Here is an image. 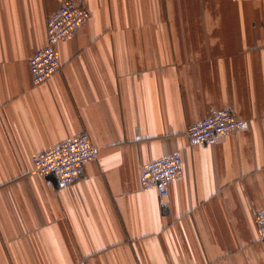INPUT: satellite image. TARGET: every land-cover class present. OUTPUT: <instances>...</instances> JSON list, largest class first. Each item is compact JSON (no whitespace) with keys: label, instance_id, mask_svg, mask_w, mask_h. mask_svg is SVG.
<instances>
[{"label":"crops","instance_id":"obj_1","mask_svg":"<svg viewBox=\"0 0 264 264\" xmlns=\"http://www.w3.org/2000/svg\"><path fill=\"white\" fill-rule=\"evenodd\" d=\"M65 0H0V264H264V0H79L87 25L40 84L29 58ZM232 109L239 131L190 145ZM82 131L97 147L58 186L33 156ZM179 150L169 194L143 165Z\"/></svg>","mask_w":264,"mask_h":264},{"label":"built area","instance_id":"obj_2","mask_svg":"<svg viewBox=\"0 0 264 264\" xmlns=\"http://www.w3.org/2000/svg\"><path fill=\"white\" fill-rule=\"evenodd\" d=\"M91 16L90 9L79 0H65L47 19V39L41 48L29 58L32 81L40 84L61 68L58 43L73 37L84 28ZM245 120L238 118L230 108L215 110L191 122L186 135L190 145L210 143L219 136L239 131ZM97 147L90 134L82 131L33 156L34 170L53 179L58 186L75 183L85 170L87 163L96 158ZM183 171V159L179 150L151 159L143 165L141 186L156 187L161 196L169 194L171 182ZM256 222L264 237V207L256 213Z\"/></svg>","mask_w":264,"mask_h":264}]
</instances>
